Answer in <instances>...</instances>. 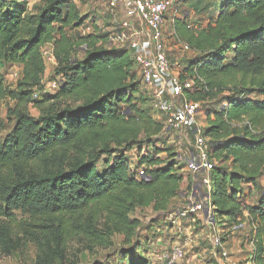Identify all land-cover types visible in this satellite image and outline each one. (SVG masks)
Segmentation results:
<instances>
[{
	"label": "trees",
	"instance_id": "obj_1",
	"mask_svg": "<svg viewBox=\"0 0 264 264\" xmlns=\"http://www.w3.org/2000/svg\"><path fill=\"white\" fill-rule=\"evenodd\" d=\"M217 2L205 27L175 21L174 32L194 52L179 73L197 87L187 98L220 102L208 109L203 131L210 160L231 170L213 165L210 200L215 213L234 221L243 217V181L264 177V0ZM83 22L74 0H0V107L14 102L12 130L0 138V256L30 242L34 264H55L71 244L93 252L109 247L115 234L128 244L135 226L129 214L165 210L181 188L173 161L139 153L146 175L131 170L125 152L151 144L164 124L142 107L129 46L107 48V34L68 35L66 27ZM48 44L62 81L39 95ZM6 65L21 69L14 88ZM14 210L27 215L17 218ZM249 214L252 260L264 264V194ZM137 248L127 252L129 264H151L142 255L134 260Z\"/></svg>",
	"mask_w": 264,
	"mask_h": 264
},
{
	"label": "rangeland",
	"instance_id": "obj_2",
	"mask_svg": "<svg viewBox=\"0 0 264 264\" xmlns=\"http://www.w3.org/2000/svg\"><path fill=\"white\" fill-rule=\"evenodd\" d=\"M38 1V0H37ZM40 1V0H39ZM79 8L80 15L84 19L81 26L76 27L70 25L66 27V32L72 38L79 35L112 34L120 28L122 11L120 8L114 10L117 14L111 13V8L105 0H74ZM218 0H178L176 5L167 13L164 27L165 49L175 73L179 74L184 66V61L190 56L193 57L194 52L184 49L181 41L174 32L175 21H184L193 28L205 27L206 20L211 12H214L218 6ZM29 6H33L34 0H27ZM38 3V2H36ZM33 4V5H32ZM113 11V10H112ZM141 30L140 26H137ZM108 35V36H109ZM143 38L144 35L139 34ZM107 36V40H109ZM114 37V35L112 36ZM115 40L106 42L107 48L116 46ZM116 43V44H115ZM129 43V41H128ZM125 44V43H124ZM129 46V45H126ZM43 56L45 61V73L43 76V92H54L58 88L62 79L54 73L56 65L55 58L52 54V45L44 46ZM83 48L76 50V55L81 56ZM134 71L137 77L140 72L135 66ZM5 81L10 88L16 86L17 80L20 78L21 69L17 65H6L3 70ZM140 79V78H139ZM139 93L145 94L142 107L147 112L153 113L155 119L165 124L161 113L151 107L149 101L148 90L145 85L139 81ZM192 93V92H190ZM138 96V94H137ZM139 97V96H138ZM187 98V93L185 94ZM14 105L10 99H5L0 107V138L2 139L12 130L13 122L7 118L8 109ZM220 105V102L219 104ZM213 100H204L200 102L198 123L203 127L206 125V117L208 109L218 106ZM32 115L37 116L38 110L32 106L29 107ZM150 110V111H149ZM152 143L141 142L125 152L131 170L139 177H145V167H137V161L140 154L153 155L159 158L163 164L175 162L179 167L178 173L182 174L184 179L178 195L172 199V205H168L167 209L156 210L152 207H137L129 214L131 221L134 222V233L131 242L125 244L124 237L119 234L112 236V244L107 248H100L90 252L80 249L76 244H71L69 254L62 261L55 264H129L127 252L131 247L138 244L135 249L134 260H138L142 255L148 259L151 264H169L167 257L175 249H181L183 254L174 264H217V260L213 255L212 234H218L225 241L226 251L230 257V264H235L239 260L243 264L248 260L250 246L252 247L253 226L252 220L249 218V211L258 205L262 195L264 194V177L260 176L256 183L243 181V196L241 197L242 218L230 221L227 217H223L213 212V226H208L205 221L206 212L201 211L194 213L189 217L176 215V209L180 207L186 200L187 196L192 192V188L196 189L197 200H206V188L199 184L200 179L193 175L187 169V161L191 158L193 150L189 143L183 138L182 133H176L168 128L154 138ZM207 140L205 147L207 150L211 145ZM105 159V158H102ZM107 159V158H106ZM110 159H108L109 161ZM215 166H222L230 172L229 165L212 161ZM162 164V165H163ZM17 218L25 217L27 214L21 210H14ZM247 218H246V217ZM248 219V220H246ZM175 221V222H173ZM235 260V261H234ZM35 247L32 243L25 244L21 251H14L10 255L0 256V264H34ZM240 264V263H239Z\"/></svg>",
	"mask_w": 264,
	"mask_h": 264
},
{
	"label": "built area",
	"instance_id": "obj_3",
	"mask_svg": "<svg viewBox=\"0 0 264 264\" xmlns=\"http://www.w3.org/2000/svg\"><path fill=\"white\" fill-rule=\"evenodd\" d=\"M112 10L120 8L128 18L122 22L124 29L134 26L130 21L136 18L141 30H133L120 36L123 41H129V48L133 52V59L140 72L141 82L149 88L152 107L161 113L164 128L182 133L183 138L194 151L187 161V169L199 178V184L206 188V200H197L196 189L187 196L185 202L176 209V215L189 217L194 213L206 212L205 221L213 226V206L210 200L211 170L213 162L209 158L203 128L198 123L200 101L185 97L187 91L196 90L193 78L181 79L175 73L169 62L164 39V27L167 13L176 5L178 0H105ZM130 19V21H129ZM143 34V38L139 34ZM117 41V37L115 38ZM123 41V42H124ZM184 49L188 45L181 42ZM36 96V94H35ZM175 222V221H173ZM213 255L217 264H230V257L226 251L225 241L218 234H212ZM182 250L175 249L166 260L174 264L182 257ZM253 262V260H252ZM254 264V263H253Z\"/></svg>",
	"mask_w": 264,
	"mask_h": 264
},
{
	"label": "crops",
	"instance_id": "obj_4",
	"mask_svg": "<svg viewBox=\"0 0 264 264\" xmlns=\"http://www.w3.org/2000/svg\"><path fill=\"white\" fill-rule=\"evenodd\" d=\"M36 2H39V0L37 1V0H34V2H32L33 4L34 3H36ZM32 4V5H33ZM111 13L113 14H117V13H115V11L113 10H111ZM126 16L124 15V14H122V16H121V23H120V28H119V30L117 31V32H115V34L114 33H112V34H108L109 36H108V38H109V40H107V41H109L110 43L112 42V39L113 40H115L114 42H116L115 44H116V46L115 47H117V48H122V47H127L126 45H128V42L127 41H122L121 39H120V36L124 33V31L127 33V34H130V32L131 33H134L133 32V30H136L137 32L138 31H140V30H138V27L137 26H140L141 27V25H140V22L136 19V18H134V19H132L131 21H130V19H129V21H130V23L131 24H133L134 26H131V28H132V31H131V29L130 28H127V29H124L123 27H122V22L123 21H125V20H127L128 18H125ZM114 35V37H112ZM117 37V41H116V38ZM125 43V44H124ZM146 87V86H145ZM147 88V90L149 91V88L148 87H146ZM138 89H139V86H138ZM139 90H141V89H139ZM46 92V91H45ZM151 107H152V105H151ZM150 111V110H149ZM149 114L153 117V118H156L155 117V115L153 114V113H150L149 112ZM175 198V197H174ZM173 198V199H174ZM169 205H172V200H171V202L169 203ZM246 217V216H245ZM247 218V217H246ZM250 218V217H249ZM251 219V218H250ZM246 220H248V219H246ZM251 225L253 226V228H254V224L253 223H251ZM252 251H253V245H252V247L250 246V253L247 255L248 257V260H247V262L246 263H244V264H253V262H252ZM235 261V260H234ZM243 264L242 262H240L239 260H236L235 261V264Z\"/></svg>",
	"mask_w": 264,
	"mask_h": 264
}]
</instances>
